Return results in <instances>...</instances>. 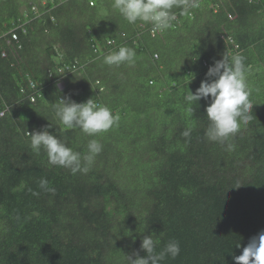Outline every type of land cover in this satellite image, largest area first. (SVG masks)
I'll return each mask as SVG.
<instances>
[{
    "label": "trees",
    "instance_id": "16d2710c",
    "mask_svg": "<svg viewBox=\"0 0 264 264\" xmlns=\"http://www.w3.org/2000/svg\"><path fill=\"white\" fill-rule=\"evenodd\" d=\"M112 2L0 0V264H128L149 234L156 251L180 244L162 264H235L264 230V0H199L174 8L164 31L129 24ZM120 46L136 50L134 65L103 62ZM237 53L253 118L227 151L205 137L209 101L192 111L185 95ZM65 96L108 106L118 124L94 137L66 129ZM45 127L82 155L91 139L103 150L73 175L31 149Z\"/></svg>",
    "mask_w": 264,
    "mask_h": 264
},
{
    "label": "clouds",
    "instance_id": "9594fccd",
    "mask_svg": "<svg viewBox=\"0 0 264 264\" xmlns=\"http://www.w3.org/2000/svg\"><path fill=\"white\" fill-rule=\"evenodd\" d=\"M112 8L129 23L141 21L151 24L153 30L164 31L169 29L177 19L174 8L189 9L199 7V0H113ZM136 50L128 46H120L103 56V62L109 66H129L136 63ZM247 67L242 54L226 55L215 60L208 67L206 78L201 81L195 92L189 88L185 100L192 107L198 101H209L205 111L209 121L205 131L208 141L226 145L227 151H234L235 145L230 141L240 131L241 125H247L252 120L253 104L251 103L250 90L247 83ZM32 87H34L31 84ZM32 95L30 101H34ZM56 116L66 129L79 128L88 136H96L109 131L119 122V115L114 114L106 105L95 102L92 98L85 102H76L70 96L59 99L55 105ZM50 127V126H49ZM192 129L187 128L182 132L185 138L191 136ZM30 135V147L39 154L43 149L51 165L69 169L74 175L77 172L87 173L94 164L96 157L102 152L103 145L97 139H91L87 144V152L81 154L68 146L65 140L48 131L33 130ZM46 178L39 181V187L54 193L55 189L48 186ZM38 194V193H35ZM158 241L152 235L142 238L139 252L127 256L128 264H162L166 257L175 259L180 254V244L170 240L162 250L156 251ZM240 247L238 243L236 245ZM235 264H264V230L251 237L240 255H234Z\"/></svg>",
    "mask_w": 264,
    "mask_h": 264
},
{
    "label": "bare ground",
    "instance_id": "6f19581e",
    "mask_svg": "<svg viewBox=\"0 0 264 264\" xmlns=\"http://www.w3.org/2000/svg\"><path fill=\"white\" fill-rule=\"evenodd\" d=\"M51 1H54V0H51ZM17 21H18V20H17ZM21 26H22V25H21ZM23 27H24V26H23ZM11 33H13L12 36H11L12 39H13V40H17V37H15L16 35H14V32H13L12 30H11ZM59 86H60V84H59Z\"/></svg>",
    "mask_w": 264,
    "mask_h": 264
},
{
    "label": "built area",
    "instance_id": "2783aa9c",
    "mask_svg": "<svg viewBox=\"0 0 264 264\" xmlns=\"http://www.w3.org/2000/svg\"><path fill=\"white\" fill-rule=\"evenodd\" d=\"M153 29V28H152ZM152 32H153V30H152ZM16 37V36H15Z\"/></svg>",
    "mask_w": 264,
    "mask_h": 264
},
{
    "label": "rangeland",
    "instance_id": "374dc122",
    "mask_svg": "<svg viewBox=\"0 0 264 264\" xmlns=\"http://www.w3.org/2000/svg\"><path fill=\"white\" fill-rule=\"evenodd\" d=\"M60 87H61V84H60Z\"/></svg>",
    "mask_w": 264,
    "mask_h": 264
}]
</instances>
